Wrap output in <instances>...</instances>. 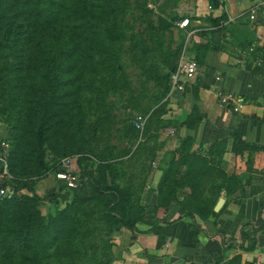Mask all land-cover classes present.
Returning <instances> with one entry per match:
<instances>
[{
	"label": "trees",
	"instance_id": "trees-1",
	"mask_svg": "<svg viewBox=\"0 0 264 264\" xmlns=\"http://www.w3.org/2000/svg\"><path fill=\"white\" fill-rule=\"evenodd\" d=\"M91 1L104 2V0H0V97L4 98L6 91L9 90L11 94L9 98L12 99L14 109L23 101L25 106L31 108L30 113L33 116L31 178H20L22 174L18 148L22 140L18 132V123L14 122L13 129H7L5 133L12 143L10 169L15 177L14 183L19 188L27 187L32 194L27 192L22 197L16 196L0 203V264H47L46 260L52 254L51 249L57 254L73 258L82 251L80 245L86 236L83 229L94 223L93 216L96 214H100L99 217L108 223L113 232L122 228L137 232L143 223L150 225V228L143 232H151L161 221L158 218L150 219L147 205L134 202L133 187L119 184L117 169L112 159L107 157L103 159L98 175L84 169L75 188H69L64 181L59 180L61 185L55 189L52 197L42 196L34 189L37 180L58 169L60 161L54 166H49L46 162V144L50 141L53 127L57 124L54 115L61 114L58 106L65 104L66 97L76 92V88L71 86L86 85L97 77V73H101L100 68L121 72L118 66L119 55L111 47L125 38V32L114 22L104 23L103 19L99 22L100 12L97 5ZM209 2L215 9L223 5L222 0ZM103 12L111 13L106 8ZM181 18L183 17L175 15L172 21L162 19L163 26L152 25V29L158 35L159 30L173 26L174 22ZM226 19L227 15L223 12L215 17L212 23L220 25ZM142 44L147 46L145 41H142ZM200 56L201 54L197 52L196 59L199 63ZM249 58V68H252L254 60H260L264 64V50L255 47ZM177 64L171 68L175 69ZM259 69L260 66L257 65L255 70ZM111 75L113 77L115 73ZM170 75L167 77L170 78ZM88 87L91 86H84L83 89L86 90ZM33 103L42 105V109H38L35 114ZM24 111L25 107L23 113ZM165 111L161 106L155 113L158 112L162 116ZM201 120L199 109L195 106L184 124L193 129ZM133 126L135 129L136 126ZM69 136L59 138L62 146L58 155L64 158L77 153L86 154V141L83 139L80 141L74 134ZM192 146V137H186L177 149L179 154L177 169L171 168L166 172L172 171L171 174H176L175 171L180 170L179 166L186 165L189 173L183 182L175 175H170L173 183L168 191L161 192L155 197L154 208L155 211L160 207L167 208L177 200L178 188L190 184L193 188L191 197L177 200L181 204V214L199 215L205 220L211 216L216 218L221 211L215 212V200L200 192L201 181L194 179L193 176L198 167L201 170L205 168L203 163L207 164L208 160L196 153ZM226 147V140L215 143L210 154L213 155V152H217L215 149L219 148L218 155H223ZM252 147L239 137L233 140L232 148L236 152L255 149V146ZM163 178L166 181L168 174ZM61 195L65 200L70 199L68 205H57L54 213L44 214L41 209L42 201L46 199L55 201ZM263 226L264 221L260 219L259 226L247 225L243 228L240 243L242 249L248 250L256 246V234ZM215 264L254 262H243L242 256L236 254L231 259L223 258Z\"/></svg>",
	"mask_w": 264,
	"mask_h": 264
},
{
	"label": "crops",
	"instance_id": "crops-1",
	"mask_svg": "<svg viewBox=\"0 0 264 264\" xmlns=\"http://www.w3.org/2000/svg\"><path fill=\"white\" fill-rule=\"evenodd\" d=\"M222 1L220 8L209 9V0H198L193 10L196 13L189 30L205 43L199 51L200 70L184 92L172 95L165 117L172 123L161 131L152 149L164 155L192 137V149L208 160L194 175L203 181L200 192L215 200L214 210L224 199L220 210H215L221 212L206 220L199 215L183 216L178 199L155 211L156 193L149 194L143 198L147 214L161 221L151 232H143L150 228L146 223L140 224L137 232L125 228L115 264H215L236 254L243 262L264 264V226L256 234L254 248L244 250L240 246L243 228L264 221V64L254 60L252 68L248 67L249 53L257 46L264 50V0ZM257 4L258 18L251 20V9ZM223 12L227 19L213 24ZM257 65L259 70H255ZM220 89L237 96L243 107L236 111L222 103L217 96ZM195 106L202 120L191 129L184 121ZM235 137L255 149L236 152L232 148ZM222 140L227 141L223 155H218L219 148L211 155L212 145ZM166 159L153 161L157 169L147 177L149 180L164 176ZM177 192L182 195L185 190L179 188Z\"/></svg>",
	"mask_w": 264,
	"mask_h": 264
},
{
	"label": "rangeland",
	"instance_id": "rangeland-1",
	"mask_svg": "<svg viewBox=\"0 0 264 264\" xmlns=\"http://www.w3.org/2000/svg\"><path fill=\"white\" fill-rule=\"evenodd\" d=\"M91 3L98 7L99 22L102 19L104 23L114 22L125 32V38L111 47L119 55L118 66L121 72L100 68L101 73H97V77L86 85L71 86L76 88V92L66 97L65 104L58 106L61 114L54 115L57 124L53 127L50 141L46 144V162L49 166H54L61 161L58 151L62 143L59 138L74 134L80 141L81 139L86 141L87 147L86 154H74L77 180L84 169L98 175L103 159L107 157L112 159L117 169L119 184L132 186L134 202L144 204L143 198L147 195L156 193L158 197L161 192L169 190L173 183L170 175H175L183 182L189 173L187 166L181 165L178 168L180 170L175 171L176 174H171L172 171L163 173V177L168 174L166 181L163 177L159 180L147 178L154 175L153 171L157 169L152 164L155 159L164 160L167 157L165 172L171 168L177 169L178 166V150L163 155L152 149L153 143L156 144L161 138V131L172 123L165 118L171 109L172 95L176 92L172 90L171 75L174 71L172 65L176 66L185 47L197 53L201 45H205L199 38L189 35L190 30L181 28L178 24L187 16L191 19L195 17L196 11L193 10L198 7V0H104L102 3L96 1ZM104 8L111 13L103 12ZM175 15L183 18L169 28H162L163 30H159V34L156 35L152 25L161 24L162 27V19L172 21ZM147 35H150L148 39ZM142 41H145L147 46H144ZM112 73H115L114 78ZM169 74L170 78L167 77ZM84 86L91 87L84 90ZM8 91L4 98L0 97V109L2 108L0 131L4 129L7 131L13 127L14 122L18 123V132L22 140L18 148L22 174L20 178L29 179L32 166L30 151L33 116L30 113L31 108L25 106L23 101L14 109ZM161 106L166 110L162 116L158 112L155 113ZM38 109H42V105L33 103L34 114ZM136 114L148 117L143 131L134 129ZM12 139L14 141V138ZM60 185L61 182L54 177L53 171H50L47 177L34 183V189L42 196L52 197ZM181 189L185 190V193L179 195L176 191V199H189L193 192L192 186L186 184L180 187ZM20 190L18 197L26 195L27 192L32 194L27 187H21ZM69 200H65L63 195L57 197L55 201L43 200L42 212L46 215L54 213L57 205L67 206ZM99 216L100 214L93 216L94 223L87 225L88 230L83 229L86 236L80 245L83 248L81 252L69 258L51 249L52 254L46 260L47 264H115L121 254L118 241L119 238H123L122 231L125 228L113 232L108 223Z\"/></svg>",
	"mask_w": 264,
	"mask_h": 264
},
{
	"label": "built area",
	"instance_id": "built-area-1",
	"mask_svg": "<svg viewBox=\"0 0 264 264\" xmlns=\"http://www.w3.org/2000/svg\"><path fill=\"white\" fill-rule=\"evenodd\" d=\"M212 5H209V9H212ZM259 12V4L255 5L251 9V20H257ZM191 18L189 16L182 19L178 24L181 28L189 30L191 25ZM189 35L193 36L194 32L189 31ZM200 70V63L196 59V56L185 47L178 60L177 67L174 69L171 75L172 90L177 92H184L187 85L190 84L194 77ZM220 80L221 77L217 76ZM217 96L224 104H229L236 111L243 107L242 100L232 93L225 92L223 90L217 91ZM148 117L144 114H136L134 118V124L137 129L143 131L145 129ZM12 153V143L6 137L2 135L0 131V203L4 200H10L15 198L21 193L20 188L14 183V175L10 169V157ZM75 156H66L61 159L58 165V169L53 172L54 177L57 180L64 181L69 188H75L78 185L77 174L74 170Z\"/></svg>",
	"mask_w": 264,
	"mask_h": 264
},
{
	"label": "water",
	"instance_id": "water-1",
	"mask_svg": "<svg viewBox=\"0 0 264 264\" xmlns=\"http://www.w3.org/2000/svg\"><path fill=\"white\" fill-rule=\"evenodd\" d=\"M5 133H6V130L4 129L3 131H2V135H5ZM224 199H221L218 203H217V205H216V207H215V210L216 211H219L220 210V208L222 207V205L224 204Z\"/></svg>",
	"mask_w": 264,
	"mask_h": 264
}]
</instances>
